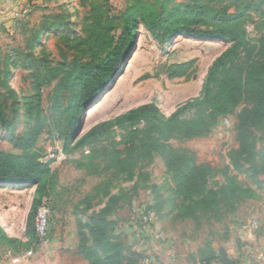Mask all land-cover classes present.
I'll use <instances>...</instances> for the list:
<instances>
[{
    "label": "trees",
    "instance_id": "obj_1",
    "mask_svg": "<svg viewBox=\"0 0 264 264\" xmlns=\"http://www.w3.org/2000/svg\"><path fill=\"white\" fill-rule=\"evenodd\" d=\"M84 4L89 11L82 21L81 33L62 38L67 51L62 49L61 61L52 64L47 57L39 59L32 49L41 45L44 34L70 29L62 13L44 15L39 25L29 29L31 37L25 49L31 51L14 53L18 60L13 65L29 72L24 81L29 84L31 94L24 107L33 125L26 134L15 137L19 153L0 149V186L36 187L28 215V240L10 237L0 224V248L14 255L35 247L37 210L45 199L51 208L60 188L59 174L52 168L54 160H45L36 151L46 127L41 103L47 89H51L52 103L48 118L50 135L63 142L65 154L81 152L79 159L72 160L77 170L85 171L87 176H103L116 169L132 178L139 160L151 164L159 156L172 176L176 194L189 199L198 197L195 204L204 212H211L215 219L219 216L215 210L219 205L215 200L217 192L210 190L203 196L212 167L199 163L193 152L166 143L207 137L222 118L244 106L237 115L234 169H244L241 161L255 164L264 159L258 151L255 134L264 128V27L254 26L257 37H252L247 30V25L253 22L252 14L264 16V0H131L119 14L112 13L108 0H84ZM32 7L44 9L35 4ZM140 24L162 44L190 36L223 41L229 46L208 70L199 98L180 105L167 117L156 104H144L102 121L81 135L85 113L98 104L135 51ZM194 65V61L171 64L164 74L169 80L187 78L194 71ZM11 75L8 66L0 72V82L9 91L8 98L15 99L13 118L4 102H0V126L9 132L15 126L18 110L14 109L19 103L17 92L9 85ZM120 146L123 148L119 149ZM104 160L108 165L102 168ZM258 168L256 164L252 171L264 173V165L261 170ZM102 189L103 186L97 185L93 192L100 193ZM94 198L89 195L84 203ZM118 201L119 198H110L99 214L90 218L88 233L79 230L76 254L89 264H137L127 259L109 235L105 218L116 209ZM165 204L147 211L161 216ZM199 258L202 264L222 263L217 248L212 246L201 249Z\"/></svg>",
    "mask_w": 264,
    "mask_h": 264
},
{
    "label": "rangeland",
    "instance_id": "obj_2",
    "mask_svg": "<svg viewBox=\"0 0 264 264\" xmlns=\"http://www.w3.org/2000/svg\"><path fill=\"white\" fill-rule=\"evenodd\" d=\"M130 1L108 0V3L112 13L119 14L126 10ZM34 4L44 9L35 10L32 7ZM86 4L84 0H27L13 21L8 22L6 27L0 24V72L9 67L12 74L9 85L17 92L19 102L14 109L18 110V115L13 131L0 126L1 150L19 153L15 137L26 134L33 125L24 107L31 94L29 84L24 81L29 72L13 65L12 62L18 60V55L14 53L31 51L25 49L31 37L29 29L39 25L44 15L62 13L67 17L70 29L44 34L41 45L32 49L39 59L47 57L52 64L61 61L62 49L67 51L62 38L81 33L82 21L89 11ZM252 17L253 22L247 27H253L254 32L250 35L257 37L254 26L264 27V16L252 14ZM228 46L223 41L190 36L177 37L162 44L140 24L135 53H132L122 74L100 98L96 108L85 113L81 135L102 121L144 104H156L167 117L180 105L199 98L208 70ZM190 61H194L195 65L189 77L169 80L164 74L167 66ZM8 97L9 91L0 82V102H4L13 118L15 99ZM50 98L51 89H47L41 103L46 127L39 137L36 151L45 160H54L52 168L59 174L60 188L51 202L48 238L21 264H89L76 254L80 242L79 230L88 233L90 218L98 215L112 197L119 198V201L116 209L105 218L109 223V235L127 259L137 264H202L199 251L210 246L217 248L219 256L220 249H225L236 262H240L244 253L264 252V173L252 171L256 164L261 170L264 159L255 164L241 161L243 170L234 169L232 163L234 151L238 148L237 115L244 106L235 114L222 118L207 137L166 143L193 152L199 163L212 167L203 196H207L210 190L217 192L215 200L219 205L215 210L219 216L215 219L211 212H204L195 204L198 197L189 199L176 194L172 176L159 156L151 164L139 160L132 178L116 169L103 176H84L73 163H68L69 156H74V160L81 156V152L66 156L63 142L50 135ZM255 134L258 151L264 155V128L258 129ZM106 165L108 162L104 160L101 167ZM93 185H101L103 189L100 193L93 192ZM108 185L109 188H106ZM89 186L93 188L89 190ZM35 189V186H0V224L10 237L25 242L28 240V215ZM105 189L107 191L103 192ZM107 193L109 195L105 196ZM89 195L95 198L84 203ZM162 203L166 204L162 207L161 216L157 215L153 222L145 223L147 210ZM0 264L13 263L0 256Z\"/></svg>",
    "mask_w": 264,
    "mask_h": 264
},
{
    "label": "built area",
    "instance_id": "obj_3",
    "mask_svg": "<svg viewBox=\"0 0 264 264\" xmlns=\"http://www.w3.org/2000/svg\"><path fill=\"white\" fill-rule=\"evenodd\" d=\"M247 30L249 34L254 32L253 27L248 26ZM141 126H143V124ZM156 218L157 213L155 211H149L144 217V222L148 224L149 222H153ZM50 221L51 208L48 201L45 199L43 204L38 208L35 217V230L37 236V242L35 243V247H32L30 250L22 253L21 255H14L11 251H7L0 248V256L8 258L13 264H21L24 261L28 260L33 255V251L37 249L38 246L44 241H46V239L48 238L50 231Z\"/></svg>",
    "mask_w": 264,
    "mask_h": 264
},
{
    "label": "crops",
    "instance_id": "obj_4",
    "mask_svg": "<svg viewBox=\"0 0 264 264\" xmlns=\"http://www.w3.org/2000/svg\"><path fill=\"white\" fill-rule=\"evenodd\" d=\"M27 0H0V24L7 26L6 24L8 22L13 21L16 14L24 8V5L26 4ZM73 153V152H72ZM72 153L66 154L72 155ZM74 157V156H72ZM71 156H69L68 163H72L73 160ZM81 156L76 157L75 159H79ZM71 158V159H70ZM76 169V168H75ZM77 170V169H76ZM84 176L87 175L85 171H81ZM92 177V176H89ZM96 185H93V187ZM6 187V186H4ZM92 187V186H91ZM89 186V190L91 189ZM92 187V188H93ZM15 188V187H13ZM264 252L256 251L253 255H250L249 253H244L242 258L240 259V262H236L237 264H264L263 262Z\"/></svg>",
    "mask_w": 264,
    "mask_h": 264
},
{
    "label": "water",
    "instance_id": "obj_5",
    "mask_svg": "<svg viewBox=\"0 0 264 264\" xmlns=\"http://www.w3.org/2000/svg\"><path fill=\"white\" fill-rule=\"evenodd\" d=\"M85 117L86 116L84 115V118ZM83 122H84V119H83ZM83 122L81 124L80 130L82 129ZM220 257H221V260H222V264H237L236 261H234V260H232L230 258V256L227 253V251H225V249H223V248L220 249Z\"/></svg>",
    "mask_w": 264,
    "mask_h": 264
},
{
    "label": "bare ground",
    "instance_id": "obj_6",
    "mask_svg": "<svg viewBox=\"0 0 264 264\" xmlns=\"http://www.w3.org/2000/svg\"><path fill=\"white\" fill-rule=\"evenodd\" d=\"M140 46V44L139 45H137V47H139ZM137 49V48H136ZM136 51V50H135ZM135 51L133 52V53H135ZM94 108H96V106L94 107ZM93 108V109H94ZM9 226V225H8ZM8 228V227H7ZM9 229H11V226H9Z\"/></svg>",
    "mask_w": 264,
    "mask_h": 264
}]
</instances>
